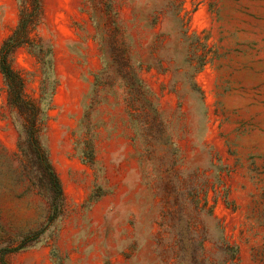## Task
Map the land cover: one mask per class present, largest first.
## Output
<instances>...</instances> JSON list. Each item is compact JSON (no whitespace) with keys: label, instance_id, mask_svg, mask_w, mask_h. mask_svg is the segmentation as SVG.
Here are the masks:
<instances>
[{"label":"rangeland","instance_id":"1","mask_svg":"<svg viewBox=\"0 0 264 264\" xmlns=\"http://www.w3.org/2000/svg\"><path fill=\"white\" fill-rule=\"evenodd\" d=\"M23 9L0 264H264V0H0V51Z\"/></svg>","mask_w":264,"mask_h":264},{"label":"trees","instance_id":"2","mask_svg":"<svg viewBox=\"0 0 264 264\" xmlns=\"http://www.w3.org/2000/svg\"><path fill=\"white\" fill-rule=\"evenodd\" d=\"M26 9V8H25ZM25 18H24V14ZM34 18L33 16L27 12L25 13V10H21V16L18 24V31L15 32L13 35L8 37L1 46L0 51V69L1 72L4 75V79L8 88V102L13 107L18 108L21 112H24L26 110L31 111V113L35 114L39 111V107L35 103H31L25 98L24 94V86H25V80L22 77V75L15 70L10 62V54L13 51V47H15L16 44L26 41L25 33L32 27L34 24ZM24 33V37H22L21 40L19 38L21 37V34ZM32 127H36L35 123H31ZM27 136L34 137V132L30 134V130H27ZM29 133V135H28ZM33 145V144H32ZM34 148L38 153L41 170L44 176V179L46 181H49L50 184L53 185V187L57 190V196L58 198L61 197V187L59 180L57 178V175L53 171L52 167L48 163V160L44 154V151L41 150L39 145L34 144ZM54 207L55 209H59V204L57 201L54 200Z\"/></svg>","mask_w":264,"mask_h":264}]
</instances>
